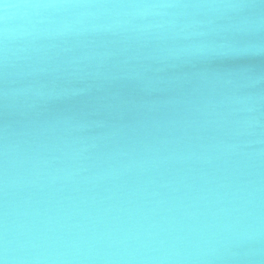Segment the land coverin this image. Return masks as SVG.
Wrapping results in <instances>:
<instances>
[{"label": "water", "instance_id": "1", "mask_svg": "<svg viewBox=\"0 0 264 264\" xmlns=\"http://www.w3.org/2000/svg\"><path fill=\"white\" fill-rule=\"evenodd\" d=\"M253 42L254 50L243 44L223 48L195 66L153 63L151 68L160 70L145 74V85L152 89L148 94L133 84L109 90V97L118 93L113 103L136 102L111 117L118 123L123 116L128 127L105 135H100L105 129L95 127L69 135L64 124L44 125L46 116L28 129L18 126L22 134L12 140L6 196L11 232L31 229L99 252L173 245L183 250L191 245L179 238L194 241L205 225L224 222L236 199L258 198L264 210V84L236 89L216 75L264 74V37ZM125 43L95 40L59 47L79 53ZM70 55L61 53L60 59ZM81 67L72 65L68 71ZM138 67L127 66L130 72ZM247 96L253 99H239ZM77 107L53 102L47 113ZM257 116L259 127H241ZM248 140L260 143L252 149L236 147ZM253 150L259 154L247 155ZM4 202L0 178V219ZM248 222L241 219L240 225Z\"/></svg>", "mask_w": 264, "mask_h": 264}, {"label": "clouds", "instance_id": "2", "mask_svg": "<svg viewBox=\"0 0 264 264\" xmlns=\"http://www.w3.org/2000/svg\"><path fill=\"white\" fill-rule=\"evenodd\" d=\"M264 37V0H0V178L5 202L0 219V264H264V210L258 198L236 199L224 222L205 225L194 241L181 250L175 245L159 249L142 247L103 252L87 250L76 242L53 240L31 229L12 233L8 224L7 186L12 140L37 118L44 125H66L65 131L84 133L95 127H128L113 122L112 114L134 100L113 103L111 89L133 84L140 93L151 64L176 67L205 63L220 49L236 50L243 44L255 49ZM113 40L125 46L104 51L75 53L60 48L68 42ZM61 53H72L60 59ZM80 70L68 71L72 65ZM138 70L130 72L128 65ZM94 65V71L84 68ZM115 69V71H113ZM234 88L264 84V74L250 71L217 73ZM234 78H243L242 83ZM252 100L253 97H239ZM78 107L47 113L53 102ZM260 126L259 117L245 120L242 128ZM243 133H238L242 135ZM95 140L97 137H89ZM260 141H238L236 147L252 149ZM259 150L247 153L251 156ZM215 215V214H213ZM249 222L241 226V219ZM84 243V241H81Z\"/></svg>", "mask_w": 264, "mask_h": 264}]
</instances>
